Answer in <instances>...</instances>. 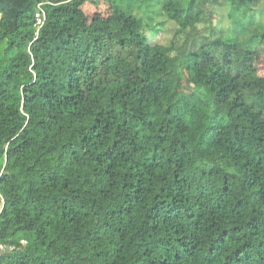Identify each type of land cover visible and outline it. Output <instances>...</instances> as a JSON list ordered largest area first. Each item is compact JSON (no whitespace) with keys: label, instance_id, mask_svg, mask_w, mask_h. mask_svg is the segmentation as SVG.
I'll list each match as a JSON object with an SVG mask.
<instances>
[{"label":"trees","instance_id":"1","mask_svg":"<svg viewBox=\"0 0 264 264\" xmlns=\"http://www.w3.org/2000/svg\"><path fill=\"white\" fill-rule=\"evenodd\" d=\"M43 1L0 0V264H264L262 0H115L96 31L53 0L36 35ZM222 2L237 32L199 30Z\"/></svg>","mask_w":264,"mask_h":264},{"label":"rangeland","instance_id":"2","mask_svg":"<svg viewBox=\"0 0 264 264\" xmlns=\"http://www.w3.org/2000/svg\"><path fill=\"white\" fill-rule=\"evenodd\" d=\"M113 1L115 0H91L85 3L75 13V17L83 22L89 31L102 30L107 25L108 16L113 10ZM144 5L135 1V12L142 19L144 23L153 22L152 26L147 28L146 34L151 44L166 45L173 39L176 46H181L182 49L188 48V43L185 44V40L182 37L174 36L175 24L167 21L160 13L155 15H147L144 12ZM255 20L254 26L257 31H263L264 29V0H262L257 6L253 8ZM229 4L222 2L220 5L208 6L206 11V20L199 26V30L208 29L210 27L221 30L222 32H237V28L228 18ZM242 16L243 14L240 13ZM152 19V21H151ZM259 58L256 61V71L259 76H264V47L259 48ZM1 200V199H0ZM0 201V208H1ZM25 244V242H23Z\"/></svg>","mask_w":264,"mask_h":264},{"label":"built area","instance_id":"3","mask_svg":"<svg viewBox=\"0 0 264 264\" xmlns=\"http://www.w3.org/2000/svg\"><path fill=\"white\" fill-rule=\"evenodd\" d=\"M53 0H44L43 2H40L36 5V11L34 13V19H35V26H36V35L38 33V30L42 27L44 21H45V10L44 6L47 4H52ZM2 20V12H0V22ZM11 251L13 250L12 246H5V245H0V256L6 251Z\"/></svg>","mask_w":264,"mask_h":264}]
</instances>
